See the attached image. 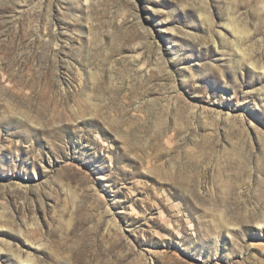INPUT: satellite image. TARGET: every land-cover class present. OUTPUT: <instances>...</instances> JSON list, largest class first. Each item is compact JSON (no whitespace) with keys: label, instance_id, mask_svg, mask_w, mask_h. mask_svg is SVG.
<instances>
[{"label":"rangeland","instance_id":"1","mask_svg":"<svg viewBox=\"0 0 264 264\" xmlns=\"http://www.w3.org/2000/svg\"><path fill=\"white\" fill-rule=\"evenodd\" d=\"M0 264H264V0H0Z\"/></svg>","mask_w":264,"mask_h":264},{"label":"bare ground","instance_id":"2","mask_svg":"<svg viewBox=\"0 0 264 264\" xmlns=\"http://www.w3.org/2000/svg\"><path fill=\"white\" fill-rule=\"evenodd\" d=\"M231 28H233V27H231ZM259 229H262L260 225H259ZM28 261H31V260L27 259L26 262H28Z\"/></svg>","mask_w":264,"mask_h":264}]
</instances>
